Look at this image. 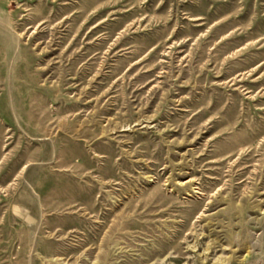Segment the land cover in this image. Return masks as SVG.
<instances>
[{
	"label": "rangeland",
	"instance_id": "obj_1",
	"mask_svg": "<svg viewBox=\"0 0 264 264\" xmlns=\"http://www.w3.org/2000/svg\"><path fill=\"white\" fill-rule=\"evenodd\" d=\"M0 264H264V0H0Z\"/></svg>",
	"mask_w": 264,
	"mask_h": 264
}]
</instances>
